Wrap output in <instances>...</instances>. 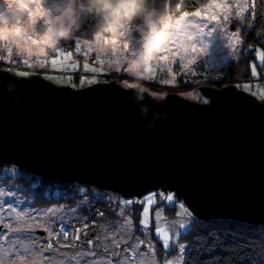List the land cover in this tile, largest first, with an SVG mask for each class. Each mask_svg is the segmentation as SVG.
I'll return each instance as SVG.
<instances>
[{
    "label": "water",
    "instance_id": "95a60500",
    "mask_svg": "<svg viewBox=\"0 0 264 264\" xmlns=\"http://www.w3.org/2000/svg\"><path fill=\"white\" fill-rule=\"evenodd\" d=\"M0 70V162L127 197L152 190L148 180L167 179L184 188L198 217L264 223V108L236 98L264 106L255 96L234 86L205 89V104L146 94L141 103L150 111L141 121L133 89L98 83L74 93L39 74ZM159 110L167 117L148 129Z\"/></svg>",
    "mask_w": 264,
    "mask_h": 264
},
{
    "label": "snow or ice",
    "instance_id": "6c2138e0",
    "mask_svg": "<svg viewBox=\"0 0 264 264\" xmlns=\"http://www.w3.org/2000/svg\"><path fill=\"white\" fill-rule=\"evenodd\" d=\"M255 7L256 0H253L251 9L247 0H236L234 4H229L227 0H211L203 9H197L191 13L187 11L181 12L179 18L171 25L174 29V36L161 46L160 55L157 60L168 62L169 64L173 61L182 63L185 60L194 63L197 59V53L204 52L207 48V45H204L202 40V46L198 48L197 43L194 42V37L211 35L218 28L226 30L229 23L247 19L244 15L246 11L251 10L255 16ZM233 15L237 18L236 21L231 19ZM209 24H211V27H209ZM240 31V29H237L235 32L229 34L234 48L236 44L240 43ZM79 43L77 41V45ZM129 48L130 45H123L125 52ZM57 53V56L51 60V64L53 66L67 67V61L71 56V52H64L62 49H58ZM111 53L117 56L120 55V50L115 44L112 45ZM255 56L264 61V53L259 48L255 49ZM127 57V55H124L123 59L126 60ZM100 63L103 64L104 60H100ZM72 67L74 68L75 65ZM84 68L85 70H89V64L85 63ZM91 70L104 71L103 68H93ZM116 70L119 71V68ZM20 74L27 75V73ZM153 75H155L154 69ZM252 75L254 77L257 75L255 64L252 66ZM88 82L95 83L96 78L93 77ZM174 82V79L167 81L169 84ZM244 88L248 89L249 85L245 84ZM236 98L258 108H264V106L257 105L247 97L236 96ZM5 171L9 170L5 169ZM70 179L79 180L80 177H70ZM148 181L150 183L154 182L152 190L137 196H128L127 198L121 196L119 193L112 196L99 192L94 193L89 198L86 195V188L63 185L65 188V199L69 197L74 199L75 195L81 196V200L77 202L75 207L64 209V206L61 205L41 210L32 209V206L29 205V209H32L31 211L19 207L22 203H27L26 199L22 200L18 197L17 193L20 191L19 189L13 190L10 188L5 190V188L0 187V264H38L36 257H42L44 264H54L53 260L43 255L46 251L51 252L53 255L58 254L64 264H158L156 245L149 234L151 231L149 227V211L150 207L158 205L157 196L160 200L159 207H157L155 213L157 225L154 231L156 238L161 242L166 253L179 252V255L175 259H168L165 256L163 264H184V253L187 251V248L185 243H178V239L184 233L191 235L193 224L199 223L196 216H194V212H197L196 206L184 188L176 182L167 179H151ZM37 183H39V179H37ZM172 188H175L176 191L169 190ZM181 196L191 206V210L190 207L186 206L185 201L180 200ZM93 201L106 202L110 208L112 205H117L118 209H112V214L118 216L119 219L117 221H107L104 211L99 209L95 210V217L91 221H89L87 215H78L84 209L91 212ZM178 202L179 211L176 212V216L179 219L172 223H166L165 227H161L160 222L163 220L161 208L169 204L175 208ZM134 205L137 207L142 205L138 227H134L133 224ZM34 213L45 217L43 221L36 223L35 227H41L47 232L49 240L46 244L37 241L33 235ZM49 214H51L53 219H47ZM64 216H69L82 227H73L67 220H59L58 231L54 232L53 227L56 225L57 220L59 217ZM6 218L7 222H5ZM90 224L92 226L91 229ZM89 229L95 235L93 238L82 241L80 235L82 230ZM178 229L183 230V232ZM70 231L74 233L72 242L67 245H59L57 243L54 247L53 241L58 240L61 235L67 238ZM137 233H140L143 238H141V235H137ZM87 234V231H84L85 237H87ZM77 241L80 242L79 245H77ZM84 245L87 246V250H83ZM76 247H80L81 250L72 254L59 252L60 248ZM249 264H264V254L259 257L258 262L253 258V260L249 261Z\"/></svg>",
    "mask_w": 264,
    "mask_h": 264
},
{
    "label": "rangeland",
    "instance_id": "374dc122",
    "mask_svg": "<svg viewBox=\"0 0 264 264\" xmlns=\"http://www.w3.org/2000/svg\"><path fill=\"white\" fill-rule=\"evenodd\" d=\"M210 2L211 0L209 1V3ZM227 2L229 4H234L236 0H227ZM252 2L253 0H247L250 9L252 7ZM204 6L199 9H203ZM255 12L256 15L254 16L251 10L246 11L244 15L247 17V19H244L239 22L229 23L227 25L226 30L224 28H218L214 30L211 35H205L203 37H194V42L197 43L198 48L202 46L201 40L203 41L204 45H207V48L204 52L197 53V59L194 63L190 62L189 60H185L182 63H177L173 61L171 64H169L168 62L157 60L153 65L155 75H153L152 70L151 80L145 82V87L151 89L156 94H163L162 99L166 98L170 94H177L184 97L185 99L205 104L208 101V97L206 95L207 89H223L229 86H234L238 91H244L250 95L255 96L259 101H261L260 99L264 98V61H261L260 59L256 58L255 49L259 48L261 52L264 53V49L261 46L260 42L262 39V34L259 31L258 26L259 22H264V0H256ZM178 18L179 16H177L176 20ZM231 19L233 21L237 20L234 15ZM87 27L88 26L85 27V31L87 30ZM209 27H211V24H209ZM237 29L241 30L240 43L236 44L234 48L232 46L231 37L229 34L235 32ZM246 33H249L250 35L254 34V37L258 39V42L255 40L250 44L247 41L248 35L246 36ZM76 44L77 41H70L61 48L64 52H71V56L67 61V67H60L59 65L53 66L51 64V60L55 58L58 54L56 51L49 58L42 60L38 64L32 61L25 62L19 57L15 56H8L7 59L0 58V69L10 71L19 77H28L33 74H39L46 81L56 86H72L77 89L87 88L98 83L116 84L121 87V80L130 79V77H128L127 73L125 72V60L123 59V56H130L132 54L131 50L133 46L131 44L127 52L123 50V45L121 44L118 47V49L120 50L119 56L113 55L111 53L112 46H107L103 50H95L89 49L83 44H81L80 50L77 51ZM250 54H253L254 56L249 57ZM246 59H251L250 77L242 78L240 76H236L235 74L234 77L232 75L230 66H233L235 63H239L241 60ZM100 60H104V63L101 64ZM177 60H179V58H177ZM117 61H119V63H117ZM85 63L89 64V70H85ZM254 64L256 66L257 71V75L255 77L252 75V66ZM73 65H75L74 68L72 67ZM93 68H103L104 71H92L91 69ZM117 68H119V71L116 70ZM20 73H27V75H21ZM93 77L96 78V82L89 83L88 81L91 80ZM172 79H174V83H167L168 80ZM245 84L249 85L248 89L244 88ZM121 88L125 89L124 87ZM5 169L9 171L6 172ZM35 174L36 173L21 168L11 162H4L3 164H0V187L5 188V190H8L10 188H12L13 190H20L17 193L18 197H20L22 200L26 199L27 203H22L19 207L29 209V205H31L32 209L41 210H46L50 207H59L61 205L64 206V209L75 207L77 202L81 200V196L75 195L74 199L72 197H69L67 199L64 198L65 188L63 187V185H72L70 182H74V186L86 188V195L88 197H92L96 192L104 193L101 190H97L92 193L89 187L94 189H103L93 184H87L75 180H61V183L63 182L64 184H60V180L56 179L52 180H56L58 182L52 183L40 177V175ZM37 179H39V183H37ZM112 191L111 192L113 194H111L109 191L107 192L112 196H115L117 195V193H119L114 190ZM119 194L127 198V196L121 193ZM135 194L131 196H136ZM181 198L182 197H180V200L184 201ZM156 199L158 205L156 207H150L149 211V227L151 229L149 234L156 245V258L158 264H163V258L165 256H167L168 259H175L179 255V252L177 251L172 253H166L162 247L161 242L156 238V234L154 231L157 225V221L155 220V213L157 207H159L160 198L157 196ZM98 203L101 202H96V205ZM186 206L189 207L187 203ZM32 209H29V211H31ZM98 209L105 210V208L102 209L101 207H99ZM112 209H118V206L112 205L111 208L109 207L108 211L105 212V219L107 221H117L119 219L118 216L112 214ZM133 210V224L134 227H138V220L142 213V205L139 207L134 205ZM177 211H179V202L177 203V206L175 208H173L170 204L165 205L163 208H161L163 220L160 222V226L165 227L166 223H172L173 221L178 220L179 218L176 216ZM78 215L88 216L86 209L79 212ZM194 216H196V218L198 219V216L195 213ZM94 217V215L88 216L89 221H91ZM44 219V216L34 213V227L32 232L33 235L36 237L37 241L42 244H46L49 240V237L45 229L41 227H35V225L36 223L41 222ZM47 219H53L51 214H49ZM59 220H67L68 223L73 227H82L80 224L72 220L69 216H64L59 217V219L57 220L56 225L53 227L54 232L58 231ZM5 222H7V218ZM91 227L92 226L90 224V229ZM90 229L82 230L80 234L82 241L93 238L95 233ZM178 230L183 232V230ZM42 231L43 234L41 233ZM84 231H87V237L84 236ZM73 234L74 233L70 231L69 236L67 238H64L62 235L59 236L58 240L53 241L54 247L57 243L59 245H67L71 243ZM137 235L141 234L137 233ZM141 238H143L142 235ZM76 243L77 245L80 244L79 241H77ZM178 243H185V241L182 239V237H180L178 239ZM80 250V247L60 248L59 252L72 254ZM83 250H87L86 245H84ZM43 255L48 256L50 260H53L54 264H64L62 258H60L58 254L53 255L51 252L46 251ZM36 259L38 260V264H44L42 257H36Z\"/></svg>",
    "mask_w": 264,
    "mask_h": 264
},
{
    "label": "clouds",
    "instance_id": "9594fccd",
    "mask_svg": "<svg viewBox=\"0 0 264 264\" xmlns=\"http://www.w3.org/2000/svg\"><path fill=\"white\" fill-rule=\"evenodd\" d=\"M183 7L185 0H0V58L15 56L38 64L70 41L80 42L77 50L81 44L95 50L131 44L132 54L125 60L130 79L120 85L134 90L143 121L150 111L141 103L144 96L163 98L145 82L151 80L161 46L174 36L171 25ZM4 87L12 92L16 81ZM167 115L152 112L147 128L155 130ZM136 139H143L139 132Z\"/></svg>",
    "mask_w": 264,
    "mask_h": 264
},
{
    "label": "trees",
    "instance_id": "16d2710c",
    "mask_svg": "<svg viewBox=\"0 0 264 264\" xmlns=\"http://www.w3.org/2000/svg\"><path fill=\"white\" fill-rule=\"evenodd\" d=\"M209 1L210 0H185V7L181 9V12L195 11L209 3ZM179 14H177V16H179ZM258 26L262 34V39L259 41L264 49V22H259ZM246 36L250 44L258 40L254 37V34L250 35L246 33ZM253 54H250L249 57H253ZM250 60L251 59L241 60L239 63H235L236 65L230 66L232 75L234 76L235 74L242 78H249ZM63 87H67L74 93L81 92L85 89H77L72 86ZM260 100L264 102V98ZM0 164H3V162H0ZM35 175H40V177L52 183L58 182L40 173H36ZM59 183L64 184L61 183V181H59ZM103 189L112 191L105 186H103ZM169 190L175 192L174 189ZM140 194L142 193L138 192L135 195L137 196ZM197 220L199 223L193 225L191 235L186 233L182 236L187 248L184 255V264H249V261L253 260V258L258 262L259 257L264 254V223H251L223 217H198Z\"/></svg>",
    "mask_w": 264,
    "mask_h": 264
},
{
    "label": "built area",
    "instance_id": "2783aa9c",
    "mask_svg": "<svg viewBox=\"0 0 264 264\" xmlns=\"http://www.w3.org/2000/svg\"><path fill=\"white\" fill-rule=\"evenodd\" d=\"M205 82V81H204ZM69 183V182H68ZM72 185H74L75 183L74 182H70ZM86 187H87V185H86ZM90 189H91V192L92 193H94V191H97V190H101V191H103L104 193H106V194H108V195H111V194H113L111 191H109V190H107V189H94V188H91V187H89ZM107 191H109L111 194H109ZM89 197H91V196H89ZM93 204L91 205V208H92V211L91 212H89L87 209H86V212H87V214H88V216H95V210H97L99 207H101L102 209L103 208H105V210H101V211H104V213L106 212V211H108V208H109V206L107 205V203H105V202H101V203H98L97 205H96V202H92Z\"/></svg>",
    "mask_w": 264,
    "mask_h": 264
},
{
    "label": "flooded vegetation",
    "instance_id": "af4514ba",
    "mask_svg": "<svg viewBox=\"0 0 264 264\" xmlns=\"http://www.w3.org/2000/svg\"><path fill=\"white\" fill-rule=\"evenodd\" d=\"M211 101V99L208 97V101L207 102H210Z\"/></svg>",
    "mask_w": 264,
    "mask_h": 264
},
{
    "label": "bare ground",
    "instance_id": "6f19581e",
    "mask_svg": "<svg viewBox=\"0 0 264 264\" xmlns=\"http://www.w3.org/2000/svg\"><path fill=\"white\" fill-rule=\"evenodd\" d=\"M41 174V173H40ZM43 175V174H42ZM44 176V175H43ZM61 181V180H60ZM63 183V182H62Z\"/></svg>",
    "mask_w": 264,
    "mask_h": 264
}]
</instances>
